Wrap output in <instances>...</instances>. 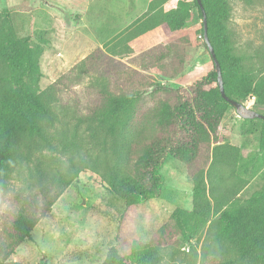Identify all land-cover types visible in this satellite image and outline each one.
<instances>
[{
  "label": "trees",
  "instance_id": "16d2710c",
  "mask_svg": "<svg viewBox=\"0 0 264 264\" xmlns=\"http://www.w3.org/2000/svg\"><path fill=\"white\" fill-rule=\"evenodd\" d=\"M167 1L152 0L147 14L117 37L124 41L126 54L131 53L127 43L133 37L158 26H166L171 34L181 32L193 7L201 19L194 39L200 36L198 45L209 53L196 0H177L174 8L164 11ZM200 1L226 96L241 104L254 96V105L264 107V68H250L233 53L226 28L229 0ZM117 38L72 68L71 72L83 69L90 74L106 70L108 65L121 67L120 71L113 67L111 74L123 81L111 87L104 78L97 79V102L82 116L74 117L70 126L64 120L61 81L40 88L39 60L44 42L20 36L9 15L0 14V183L13 173L21 178L31 163L41 173L45 164L52 173L49 182L45 187L38 181L35 184L43 202L42 217L79 174L88 170L98 175L110 197L127 209L160 197L161 167L170 156L187 168L192 209L175 208L147 243L115 236L100 264H163L164 247L177 241L190 245L194 238L205 249L202 261L212 256L210 264H264V173L262 187L240 200L242 156L219 130L225 114L234 108L220 96L213 62L212 70L187 88L171 89L155 79H173L183 71L190 36L147 49L128 64L115 59L121 55ZM127 77L128 88L124 87ZM161 93L169 97L155 99L143 112L146 99ZM243 122L248 135L259 137L264 168V120ZM36 203L30 196L17 204L14 217L0 236V264L31 239L40 217L34 212Z\"/></svg>",
  "mask_w": 264,
  "mask_h": 264
},
{
  "label": "rangeland",
  "instance_id": "374dc122",
  "mask_svg": "<svg viewBox=\"0 0 264 264\" xmlns=\"http://www.w3.org/2000/svg\"><path fill=\"white\" fill-rule=\"evenodd\" d=\"M146 3L147 0H0V14L9 15L20 36L44 42L39 60L40 88L44 90L61 81L59 87L63 88L59 95L64 120L72 126L74 117L82 116L97 102L94 87L97 79L104 78L111 87L116 81H123L115 80L111 74L115 69L120 71L121 67L108 65L106 70H94L90 74L83 69L71 72L72 68L96 48L114 42L128 28L123 27L122 21L143 9ZM176 4L177 0H168L162 10L168 11ZM229 6L226 28L233 53L241 56L250 68H264V0H229ZM147 10L140 18L147 14ZM200 23L198 11L193 7L181 32L171 34L162 25L161 45L184 36H190L191 43L185 47L183 71L173 79H155L156 83L171 89L187 88L212 70L210 54L202 44L198 45L200 36L194 39ZM117 40L120 41L117 52L121 55L115 59L128 64L123 56L125 43ZM129 83L127 77L124 87L128 88ZM168 97L161 93L147 98L142 111L149 110L155 99ZM250 109L264 115V107L253 105ZM246 126L235 109H229L219 125L221 136L228 144L238 147L242 156L238 170L244 185L239 193L240 200L248 199L262 187L264 173L259 137L257 134L248 135ZM51 174L45 164L38 173L31 163L29 170L22 171L21 178L13 173L0 183V236L14 217L17 204L30 196L36 200L34 212L40 216L43 202L35 184L38 181L47 186ZM161 175L160 197L126 209L110 197L98 175L88 170L81 172L54 202L50 212L39 217L31 239L19 245L4 264H100L117 235L147 243L175 208L191 210L193 207L192 181L186 166L169 156L161 167ZM190 245L196 253L191 251ZM190 245L177 241L164 247L163 264H210L212 256L201 259L205 250H202V242L197 244L194 238Z\"/></svg>",
  "mask_w": 264,
  "mask_h": 264
},
{
  "label": "crops",
  "instance_id": "0c3cea01",
  "mask_svg": "<svg viewBox=\"0 0 264 264\" xmlns=\"http://www.w3.org/2000/svg\"><path fill=\"white\" fill-rule=\"evenodd\" d=\"M151 0H147V3L143 9H141L139 12H137L134 15H130L127 17V19H124L122 21V25L124 28L131 27L133 24L145 13V11L148 8V5ZM164 26H158L155 29L148 31L138 37H133L128 43L127 46L131 50V53H123V56H125L124 60H129L136 55L142 53L143 51L150 49L158 44H161L162 39V32H163ZM162 31V32H161ZM166 39V38H165ZM117 58V57H116Z\"/></svg>",
  "mask_w": 264,
  "mask_h": 264
},
{
  "label": "water",
  "instance_id": "95a60500",
  "mask_svg": "<svg viewBox=\"0 0 264 264\" xmlns=\"http://www.w3.org/2000/svg\"><path fill=\"white\" fill-rule=\"evenodd\" d=\"M200 10H201V14H202V25H203V40L204 43L206 44V47L209 51L210 57L212 59V62L214 64L216 73H217V86H218V90L220 93L221 98L227 102L229 105H231L235 111L236 114L239 118L243 119V120H253V119H261L264 120V115L261 113H258L250 108H246L243 104L230 99L229 97L226 96L225 92H224V87H223V81H222V76H221V71H220V66L219 63L215 57L213 48L210 45L209 39H208V34H207V23H206V16H205V12L203 10L202 4L200 0H196Z\"/></svg>",
  "mask_w": 264,
  "mask_h": 264
},
{
  "label": "built area",
  "instance_id": "2783aa9c",
  "mask_svg": "<svg viewBox=\"0 0 264 264\" xmlns=\"http://www.w3.org/2000/svg\"><path fill=\"white\" fill-rule=\"evenodd\" d=\"M254 102H255V97L254 96H250L244 103L243 105L246 107V108H250L251 106L254 105Z\"/></svg>",
  "mask_w": 264,
  "mask_h": 264
}]
</instances>
